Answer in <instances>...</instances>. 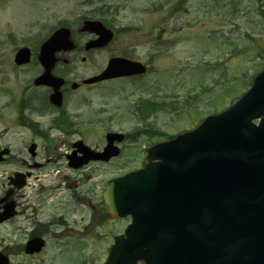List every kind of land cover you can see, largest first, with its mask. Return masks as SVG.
Masks as SVG:
<instances>
[{
  "label": "rangeland",
  "instance_id": "rangeland-1",
  "mask_svg": "<svg viewBox=\"0 0 264 264\" xmlns=\"http://www.w3.org/2000/svg\"><path fill=\"white\" fill-rule=\"evenodd\" d=\"M262 5V0H0V147L12 149L9 161L0 166V199L8 174L19 170V164L43 163L35 169L29 189L15 198L37 201L36 215L41 208L49 230L39 257L28 258L15 249L12 264L106 261L115 237L130 221H114L104 211L82 218L70 207L55 206L66 199H89L99 207L106 184L139 165L144 146L195 129L248 92L264 70ZM85 21H100L115 33L109 47L85 50V44L97 38L79 31ZM62 27L70 29L77 48L61 52L52 73L68 79L69 85L98 75L112 57L149 67V74L136 79L113 80L76 94L69 87L66 112L72 126L66 130L50 127L56 117L51 112L19 109L23 98L37 106L46 96V88L34 86L43 72L38 55L41 45ZM26 47L31 63L19 67L15 55ZM150 100L157 107H151ZM141 101L149 114L138 113ZM19 118L26 125H19ZM109 132L131 135L137 142H129L139 146L110 164L91 165L90 171L68 167L64 154L73 143L82 140L92 149L101 148ZM32 143L39 144L36 159L28 153ZM6 239L0 226V250Z\"/></svg>",
  "mask_w": 264,
  "mask_h": 264
},
{
  "label": "water",
  "instance_id": "water-1",
  "mask_svg": "<svg viewBox=\"0 0 264 264\" xmlns=\"http://www.w3.org/2000/svg\"><path fill=\"white\" fill-rule=\"evenodd\" d=\"M81 31L99 36L87 50L113 40L101 22L86 21ZM74 49L67 28L57 30L41 48L46 71L35 83L54 88L56 105L62 104L64 80L51 74L55 54ZM28 62L30 50H20L16 63ZM145 72L138 62L113 58L85 84ZM116 139L123 136L108 135L110 144L102 154L78 143L84 157L72 158L70 166L109 160L119 152L112 146ZM142 163L143 170L112 180L106 188L110 217L132 216L133 222L104 264H264V70L232 107L194 131L146 150ZM43 246L33 241L28 253ZM0 264H9L1 253Z\"/></svg>",
  "mask_w": 264,
  "mask_h": 264
},
{
  "label": "flooded vegetation",
  "instance_id": "flooded-vegetation-1",
  "mask_svg": "<svg viewBox=\"0 0 264 264\" xmlns=\"http://www.w3.org/2000/svg\"><path fill=\"white\" fill-rule=\"evenodd\" d=\"M93 40H95V39H93ZM89 41H91V40H89ZM94 51H96V50H94ZM58 55L59 54H57L55 56L56 64H55L54 68L61 62V59L58 57ZM112 58H123V59L131 60L128 57H122V56L121 57L120 56L119 57H112ZM38 59H39V55H38ZM85 60L86 59H83V62H85ZM62 61L64 64H67V65L70 64V61L68 59H63ZM109 61H108V63H109ZM132 61H134V60H132ZM108 63H107V65H108ZM147 74H149V69L147 71ZM139 77H143V75L129 76V77L119 78V79H115V80L136 79ZM83 81H84V79H82L79 83L74 81L71 85H69V83H70L69 80L64 79V84L61 87V93H62V104L61 105H56L54 102H52V96L55 93V90L53 87L48 86V85L47 86H36V85H34L36 87V89L37 88H46L48 90L46 96L45 97L43 96L39 99L38 104L36 103L37 106H35V104L32 103V99L29 98L27 100L26 98H23L24 101L22 102L21 106H19V109L21 107V110L22 109L23 110L30 109L34 113H41L42 112L43 114L51 112L56 117L53 119V123H52V125H50V127H53V126H56L59 128L62 127V128H64V130H66L65 128L68 127L69 125L72 126V123H71L72 121L67 116V112H66V106H67V101H68V97H69V87L72 89V93L76 94L80 90L98 85V84L84 85ZM107 82H110V81H107ZM75 83L77 85H75ZM102 83H106V82H102ZM102 83H99V84H102ZM74 85L76 86L75 88H73ZM25 100H27V101H25ZM174 104H175V102L173 103V105ZM17 122L19 125H26L24 123L23 118H19L17 120ZM144 133H146V132H144ZM39 135H41V134H39ZM135 139H136L135 137L125 134L123 140L119 141L116 139L113 142V146L120 150V152L117 155L112 156L108 161H89L88 163L83 164L82 166L78 167L77 169L70 168V162H72V158L84 157L83 151L81 149H79L77 146V142L82 141V140H78L75 143H73L71 145L70 153L67 152L64 154V156L68 161V167L70 169H73V170H89L90 171L91 168H89V167L91 165L100 166V165L110 164L113 161L123 157L126 151H131L133 148H137L139 145H134V144H131L129 142L132 140L134 142H137ZM163 142H165V141H163ZM160 143L161 142L156 143L150 147L144 146L143 149L141 150V153H140L141 154L140 164L139 165L134 164V166L136 165L134 169H132L134 167L133 166L132 168H130L131 170L128 169L127 172L120 174L119 176L113 177L112 179H116V178L122 177L124 174L132 173V172L140 170L142 168L141 162H142L143 152L149 148L154 147L157 144H160ZM32 146H35V149L33 151H31ZM107 146H108V134H106V136H105V143L103 144V146L101 148L95 149V151L102 153L105 151ZM38 152H39V144L32 143L28 149V153H29L30 157L32 159H36L38 157ZM11 154H12V149L10 147H3V148L0 147V166L4 165L5 163H7L9 161V159L11 158ZM41 166H43V163H40L37 161H35L33 164H30L29 166H26V161H24L23 163L19 164V170H15V171L11 172L10 174H8L6 182L3 185L5 187V192H4V195L2 196V198L0 199V214L1 213L3 214L4 221L3 222L0 221V226L5 228V233H7V239H6L5 247H3L0 250V252H2L6 256V258L10 261V264H12L13 256L16 255V252H13L15 249H18V253L19 254L22 253L25 257H28V258H35L36 257L37 258L41 255L42 251L40 250L41 252H39V253H37V252L32 253V252H30L31 249H29L30 254H28L27 249H28L29 244L33 241H36V240H39L41 242L44 241L46 246L48 244V240L46 237L49 234V230H48L47 225L43 224V222H42V209L41 208L38 209L37 215H36L35 207L37 206V201H18L15 198L19 194H23V195L25 194V192L29 189L31 184L34 182L33 179L35 178V176H34L35 169H38ZM93 169H95V168H93ZM119 171H122V169H119ZM62 177L64 178L65 176L62 175ZM44 181L45 180H41L40 182H44ZM51 199L52 200L57 199V197L51 198ZM101 201H102V204L99 207H95L92 205L91 200H89V199L88 200L87 199H85V200H83V199H75V200L66 199L64 201V203H58L55 206V208L57 209L58 206H60V205L63 206L64 208L70 207V212H72L74 214L78 213L79 215H81L82 218H84L85 215L89 214L91 211H92V213H96L97 211H99V212L104 211V213L108 215V211H107V207H106L104 197L100 200V202ZM40 202H43V201H40ZM50 202L55 203L58 201H50ZM36 217H38V219ZM125 220H129L130 221L129 224L131 223L130 217L120 219L119 221L121 222V221H125ZM126 228L122 231V233L120 235H123L125 233ZM20 240H21V243L19 244Z\"/></svg>",
  "mask_w": 264,
  "mask_h": 264
},
{
  "label": "trees",
  "instance_id": "trees-1",
  "mask_svg": "<svg viewBox=\"0 0 264 264\" xmlns=\"http://www.w3.org/2000/svg\"><path fill=\"white\" fill-rule=\"evenodd\" d=\"M180 1V3H182V2H185V1H187V0H179ZM263 1L264 0H262V4H263ZM264 5H262V7H263ZM262 13V18H264V11H262L261 12ZM141 109V108H140Z\"/></svg>",
  "mask_w": 264,
  "mask_h": 264
}]
</instances>
